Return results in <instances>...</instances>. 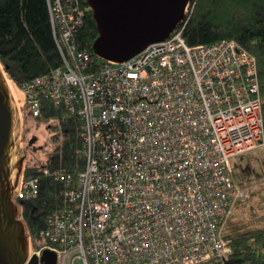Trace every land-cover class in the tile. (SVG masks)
<instances>
[{"label": "built area", "instance_id": "2783aa9c", "mask_svg": "<svg viewBox=\"0 0 264 264\" xmlns=\"http://www.w3.org/2000/svg\"><path fill=\"white\" fill-rule=\"evenodd\" d=\"M84 1L47 0L62 67L21 88L31 119L44 99L81 120L85 164L78 176L40 168L66 187L64 206L42 245L29 233L24 264L45 250L56 264H224L225 221L245 197L232 161L264 146L256 58L229 39L190 47L182 22L127 61L95 63L76 43ZM26 168L16 203L40 193Z\"/></svg>", "mask_w": 264, "mask_h": 264}, {"label": "trees", "instance_id": "16d2710c", "mask_svg": "<svg viewBox=\"0 0 264 264\" xmlns=\"http://www.w3.org/2000/svg\"><path fill=\"white\" fill-rule=\"evenodd\" d=\"M189 3L191 13L179 26L188 46H206L229 39L256 58L264 123V0H190ZM84 6L87 12L83 26L77 31L76 43L97 63L100 59L92 52L98 37L96 22L87 0ZM0 64L8 79L20 90L32 80L62 67L47 0H0ZM42 111L36 119H31L26 112V118L38 125L48 124L53 132L54 149L39 166H26L25 178H39L37 198L17 201L22 211L20 219L36 247L42 245L40 231L45 228L48 214L64 206L66 190L62 182L43 175L40 168L47 164L51 171L59 169L67 175L78 176L85 166L80 153L83 147L81 120L75 115H65L62 109L54 108L44 99ZM242 204L239 201L236 207ZM224 236L229 246L224 264H264V225L236 227L229 233L226 231Z\"/></svg>", "mask_w": 264, "mask_h": 264}, {"label": "water", "instance_id": "95a60500", "mask_svg": "<svg viewBox=\"0 0 264 264\" xmlns=\"http://www.w3.org/2000/svg\"><path fill=\"white\" fill-rule=\"evenodd\" d=\"M190 0H87L98 37L92 52L104 62L121 63L152 43L166 40L185 19ZM0 64V264H24L29 233L14 202L26 157L20 158V118ZM31 143L33 141H30ZM42 264H56L45 250ZM33 264H36L34 262Z\"/></svg>", "mask_w": 264, "mask_h": 264}, {"label": "rangeland", "instance_id": "374dc122", "mask_svg": "<svg viewBox=\"0 0 264 264\" xmlns=\"http://www.w3.org/2000/svg\"><path fill=\"white\" fill-rule=\"evenodd\" d=\"M191 10H189L190 13ZM18 90L22 94L21 105L19 104L20 107L17 108L21 123L19 143L23 144L24 140L28 141L34 136L38 137L35 152L25 159V167L39 166L40 162L46 161L47 154L54 149V143L51 140L53 132L50 131L48 124L38 125L34 120L26 118L25 108L22 106L25 102V94L22 90ZM232 163L235 184L245 194V197L237 200L233 206L232 214L225 221L224 233L226 231L229 233L236 227L264 225V146L235 157ZM239 201L243 204L236 207Z\"/></svg>", "mask_w": 264, "mask_h": 264}, {"label": "flooded vegetation", "instance_id": "af4514ba", "mask_svg": "<svg viewBox=\"0 0 264 264\" xmlns=\"http://www.w3.org/2000/svg\"><path fill=\"white\" fill-rule=\"evenodd\" d=\"M30 141H33L32 143ZM38 137L34 136L31 137L28 141H23V144L20 143L21 149L19 150V156L24 157L26 156L27 159L29 158V155L33 154L35 152V148L37 146ZM32 156V155H31Z\"/></svg>", "mask_w": 264, "mask_h": 264}, {"label": "bare ground", "instance_id": "6f19581e", "mask_svg": "<svg viewBox=\"0 0 264 264\" xmlns=\"http://www.w3.org/2000/svg\"><path fill=\"white\" fill-rule=\"evenodd\" d=\"M7 84H8L9 90H11V94H12V97H13V101H15L16 108L20 107L19 104L21 105L22 94L17 89V87L14 85L12 80L8 79V83Z\"/></svg>", "mask_w": 264, "mask_h": 264}]
</instances>
